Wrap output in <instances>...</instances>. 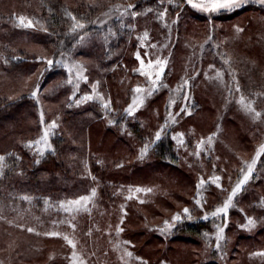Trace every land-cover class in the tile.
Listing matches in <instances>:
<instances>
[{"label": "rangeland", "instance_id": "obj_1", "mask_svg": "<svg viewBox=\"0 0 264 264\" xmlns=\"http://www.w3.org/2000/svg\"><path fill=\"white\" fill-rule=\"evenodd\" d=\"M139 1L92 0L94 4L101 6L94 23L99 33L84 35L72 53L62 55L52 65L46 61L45 72H55L53 69L61 68L66 73L65 79L60 75L54 76L56 84H60V87L56 86L58 90L52 89L51 92L50 87L54 85L50 82L45 90L40 87L41 76H44L40 75L42 72L11 83L10 77L0 67V93L11 98L20 93H37L35 97L32 96L37 108L35 121H39L41 127L39 136L31 144L28 143L27 147L34 155L43 156L53 151L49 136L60 127V117H56L55 113L60 114L66 103L78 98L77 102L80 103L97 102L104 106L107 102L110 107L111 98L99 86L100 79H103L102 72H134V79L126 75L117 79L124 87H116L115 97L118 96V106L122 107L127 97L125 90L129 87V102L122 110L127 116H136L143 128H150L151 123V118L147 115L148 101L156 93L170 92L163 123L152 133L151 143L157 141V132H160L161 138L168 131L186 166L202 170L209 166L212 173H218V163L225 172L237 171L230 180V188L226 185L228 187L224 189V180L219 174L198 177L197 188L201 179L205 183L198 188L196 201L208 202L207 194L211 189L223 193L221 203L201 217L213 222L206 241L194 245L186 242L171 244L176 224L190 220L188 214L183 213L186 206H179L169 196V193L175 195L183 190V186L170 180L169 172L165 173L167 178L134 175L130 180L133 184L119 187L117 197L111 199L113 202L109 205L108 201L97 203L95 195H91L92 190L59 202L50 201V204L38 208L39 211L28 205H19L21 208L0 205V264H73V252L78 254L83 264H196L200 255L205 257L203 264H264V255L260 254L264 253V216L260 219L262 221L255 220V214H248V208L242 201L245 192L250 191L261 199L258 207L264 212V154L257 160L248 181L233 197L228 212L212 215L217 207L222 206L238 180L243 178L241 169L247 170V164L255 157L258 147L264 144V66L262 70L258 68L263 72L259 78L253 77L251 83L244 79L245 63L241 62L242 55L231 37V33H236L237 37L243 34V21L239 18L221 22L217 18L239 13L249 7L264 8V0H244L239 7L211 13L192 7L187 0H153L152 5H139ZM11 4L10 7L15 9L16 3ZM21 16L26 21L30 19L25 15H15L19 24ZM262 23L264 27V20ZM20 27L34 28L33 24L29 27L26 23ZM119 35L125 38V52L131 53L132 66L126 67L124 60H121L120 69L116 66L102 69L96 59V49L100 46V54L107 61H112L118 55L122 58V52L115 46L107 52L109 43ZM257 36L264 43V32L263 36ZM16 42L28 44V49L40 52L36 41L19 37ZM137 53L140 54V59H137ZM158 59L166 61L159 86L152 90V95H146L143 105L129 115L126 109L132 103L134 89L137 85L146 89L151 85L149 77L142 71H137L141 67V60L144 62V71H148V61L155 62ZM65 63L82 65L81 73L87 80L76 76L75 69L73 73H69L64 67ZM217 70L223 72L222 80L216 77ZM185 80L188 81L187 84L184 83ZM81 88H84L83 93ZM26 90L28 91L25 92ZM58 91L62 93L59 99ZM241 95L255 112L239 103ZM256 112L260 113L259 117L255 115ZM157 116L158 114H154L152 118ZM13 120L0 124V129L14 124ZM53 121L55 126L51 127ZM46 129L49 131L48 144L51 145L47 148L36 143L43 137ZM253 129L255 131L252 133ZM96 141L97 136L93 135L92 148L99 151ZM104 150L108 151L106 147ZM0 164L3 165V161ZM2 170L3 167L0 168V174ZM215 177L219 180L214 182ZM259 184L261 191L257 188ZM137 188L151 191H136ZM85 195L91 196L86 208L69 213L60 207L62 201ZM196 205L201 210V204ZM177 213L181 215V219L173 221L172 217ZM190 215L194 219L195 213L191 209ZM248 217L256 221L255 226L242 227L247 224ZM166 220L173 227L162 231ZM258 221L260 222L257 224ZM218 227L224 229L223 239L219 241L216 236ZM118 228L123 230L118 231ZM49 232L60 235H46ZM132 233L135 235H130ZM5 234L8 236H4ZM252 235H257L256 238L260 241L255 237L249 240L248 236ZM65 236L75 242V248ZM129 252L132 253L131 256L127 254ZM231 253H235V259L229 257Z\"/></svg>", "mask_w": 264, "mask_h": 264}, {"label": "trees", "instance_id": "obj_2", "mask_svg": "<svg viewBox=\"0 0 264 264\" xmlns=\"http://www.w3.org/2000/svg\"><path fill=\"white\" fill-rule=\"evenodd\" d=\"M152 1L140 0L139 5H152ZM11 3H16L15 9L10 7ZM100 11L101 6H97L92 0H0L1 71L7 73L11 83L20 82L21 78L25 80L36 72H42L40 75L44 76H41L40 87H44L45 90L50 82L54 85L50 87L51 92L52 89L58 90L56 86L60 87V84H56L57 79L54 76L60 75L65 79L66 73L62 72L61 68L53 69L55 72H45L46 61L56 62L62 55L72 53L84 35H97L99 31L94 23ZM19 14L28 16L34 28H21L15 20V15ZM73 16L76 21L84 24V28L72 30L76 22L72 19ZM239 18L243 21V34L237 37L236 33H231V37L242 55L241 62L245 63L246 72L243 77L251 83L253 77L259 78L263 73L260 70L264 66V43L257 35L263 36L264 8L249 7L227 17L220 16L217 20L225 22ZM19 37L36 41L40 52L28 49V44H17L16 40ZM112 40L107 52L115 46L122 52L120 55L123 57L120 58L118 55L112 61H107L100 54L102 50L99 46L100 49H96L98 53L96 59L101 68L116 66L120 69L121 60H124L126 67L132 66L131 53L125 52V38L119 35ZM255 63L257 66H254ZM255 69H258L257 72ZM124 75L134 79V72H102L103 79H100L99 86L100 90L111 98L110 107L105 108L97 102L80 103L77 102L78 98H73L72 102L66 103L60 114L55 113L56 117H60V127L49 136L53 151L43 156L34 155L27 147L29 142L35 141L39 136L41 127L39 121H35L37 108L32 94L20 93L17 97L11 98L0 93V124L10 119L15 120L14 124L0 129V156L4 157L3 170L0 174V205L10 208L28 205L39 211L38 208L50 204V201L59 202L69 197L87 194L93 189L97 203L108 201L109 205L113 202L110 200L117 197L119 187L133 184L130 180L134 175L167 178L165 173L169 172L170 180L183 186V190L175 195L169 193V196L179 203V206L189 207L192 213H195L194 219L176 224L170 242L201 244L206 241L213 225L212 220H204L201 217L221 203L223 193L217 189L209 190L207 194L209 201H202L201 210L198 209L196 205L198 177L219 174L224 180L222 183L224 189L228 186L230 188V180L237 171L225 172L218 163H216L218 173H212L209 166L207 169L202 166L203 170L186 166L168 131L159 140L151 143L152 133L163 123L164 109L170 92L156 93L148 101L147 108L152 114L148 112L147 115L151 118V123L150 128H143L136 116H127L122 110L130 97L127 83L124 105L118 106L119 98L115 97V89L124 87V84L118 81ZM108 80L112 84L109 85ZM84 88H81V93ZM57 95L59 99L62 93L58 91ZM154 114H158L157 118H152ZM254 131L255 129L252 133ZM93 135L97 136L95 144L99 151L92 148ZM258 136L256 137L259 138ZM146 144L149 145L148 151L141 158V149ZM105 147L108 151H103ZM257 188L261 191L260 184ZM245 194L242 201L248 208V214H255V220H260L264 216L263 210L258 207L261 199L250 191H246ZM25 196L31 199H24ZM232 231L234 232V229ZM248 237L251 240L257 235ZM256 240L260 241L258 238ZM234 254H229V257L235 259ZM204 261L205 257L200 255L196 264H203Z\"/></svg>", "mask_w": 264, "mask_h": 264}, {"label": "snow or ice", "instance_id": "obj_3", "mask_svg": "<svg viewBox=\"0 0 264 264\" xmlns=\"http://www.w3.org/2000/svg\"><path fill=\"white\" fill-rule=\"evenodd\" d=\"M244 2V0H187V3L190 4L192 7L200 9L202 11H206V12H217L221 9H231V8H236L239 7L242 3ZM129 7H133L132 5H129ZM69 15H71V13H69ZM72 19L74 21H76V18L73 16ZM19 22L22 26L25 25L26 26H32V20L28 19L26 21L25 17H19ZM82 29L84 28V24L76 21L75 24L73 25V31H75L76 29ZM147 35V33H145V36ZM137 59H140V54L137 53ZM227 62V61H226ZM54 63V61L49 60L48 64L52 65ZM64 67L67 69V71L69 73H73V70L75 69V74L78 77H81L85 80H87L86 76H82L81 73V69H82V65L80 64H74V65H70L65 63ZM166 67V61L164 60H156L155 62L153 61H148V71H144V62L141 60V67L140 69H137V71H142L143 74L147 77H149V79L151 80V85L150 88L146 89L143 88L139 85H137V87L134 89L135 95L133 97L132 103L129 104L128 108L126 109V111L128 112L129 115L133 114V112L140 107L141 105H143L144 103V98L146 95H152V90L156 89L159 86V82L161 80V76L165 70ZM216 77L218 79H223V72L217 70L216 73ZM69 83H71V80H69ZM185 84L188 83L187 80L184 81ZM237 90H239V85H237ZM34 97L37 95L36 92H33L32 94ZM91 98V97H89ZM239 103L245 107L246 109H248L249 111L255 112V109L251 107L250 103L246 102V99L243 95L240 96L239 99ZM104 107L107 108L108 104L107 102L104 103ZM43 115V114H41ZM255 115L257 117L260 116V113L256 112ZM55 126V122H52L51 127ZM48 135H49V131L46 129L44 132L43 137L36 141L37 144H43L45 148L47 147H51L50 144H48ZM156 139L159 140L160 139V132H157L156 134ZM211 138H209L210 140ZM30 144L32 142H29ZM202 143V142H201ZM149 145L146 144L142 149H141V158H143L144 155H146L147 151H148ZM43 151V149H41V152ZM264 154V144H261L256 152L255 157L252 159L251 163L247 164V170L245 171L244 169H241L242 172V179H239L238 182L236 183V185L231 189V193L228 195L227 199L223 202L222 206H219L215 209V211L212 213L213 216H218L220 214H226L229 210V208L232 206V200L233 197L236 195V193L242 188V186L248 181V179L250 178L253 169L257 163V160L261 157V155ZM4 160L3 156H0V162H2ZM3 165L0 164V168H2ZM219 178L215 177L213 178V181H218ZM205 181L203 179L200 180L198 188L202 187L204 185ZM136 191H151V189H140L137 188ZM92 196L95 195V189L92 190L91 193ZM24 199H31V197H23ZM91 199V196H80L77 199H73V200H67V201H62L60 204V207L63 208L65 211L71 213V212H75V211H79L81 208H86L87 204L89 202V200ZM197 204H201V201L197 200L196 201ZM183 213L184 214H188V219H192L191 215H190V209H188L187 207L183 209ZM205 218H207V215L205 216ZM181 219V215L179 213H177L176 215H174L172 217L173 221H179ZM69 223H71V221H69ZM256 221L252 218V217H248L247 218V224L246 225H242V227H253L255 226ZM165 227L163 229H161L162 231H167L169 229H171L173 227V225L169 222V221H165L164 222ZM72 227H75V225H72ZM33 229H29V231H32ZM123 229H119L118 231H122ZM223 232L224 229L222 227H218L217 228V241L223 239ZM46 235H60V233L57 232H49L46 233ZM65 239L68 241L69 244H71L73 246V248H75V242L70 239L69 237L65 236ZM217 246L219 247V244H217ZM129 256L132 255L131 252L127 253ZM261 255H264V253H260ZM139 259V258H137ZM73 264H83V261L79 259L78 254L73 252Z\"/></svg>", "mask_w": 264, "mask_h": 264}]
</instances>
